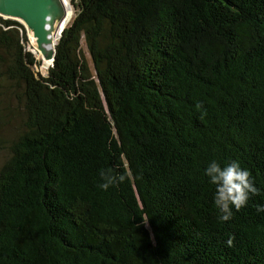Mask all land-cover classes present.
<instances>
[{"label": "trees", "instance_id": "16d2710c", "mask_svg": "<svg viewBox=\"0 0 264 264\" xmlns=\"http://www.w3.org/2000/svg\"><path fill=\"white\" fill-rule=\"evenodd\" d=\"M71 5L46 78L0 17V98L22 110L0 264H264V0ZM212 161H238L260 193L227 222ZM101 170L126 178L104 191Z\"/></svg>", "mask_w": 264, "mask_h": 264}, {"label": "clouds", "instance_id": "9594fccd", "mask_svg": "<svg viewBox=\"0 0 264 264\" xmlns=\"http://www.w3.org/2000/svg\"><path fill=\"white\" fill-rule=\"evenodd\" d=\"M210 184L215 186L214 206L219 211L222 222L232 219L233 210L239 211L246 206L251 196L259 195V189L255 187L251 173L242 169L238 161H233L223 168L212 161L204 172ZM100 179L103 181L99 187L106 191L109 187L118 186L125 180V175L112 174L110 170H101ZM257 212H264V205L257 206ZM231 246L232 239L228 240Z\"/></svg>", "mask_w": 264, "mask_h": 264}, {"label": "water", "instance_id": "95a60500", "mask_svg": "<svg viewBox=\"0 0 264 264\" xmlns=\"http://www.w3.org/2000/svg\"><path fill=\"white\" fill-rule=\"evenodd\" d=\"M72 10H74L73 6ZM0 17L19 22L26 31L32 33L34 39L49 44L51 31L55 28L54 24L62 21L65 14L58 0H0ZM67 26L59 30L56 26L58 40ZM42 43L39 46H42ZM42 56L45 60L53 62L54 49H44Z\"/></svg>", "mask_w": 264, "mask_h": 264}, {"label": "rangeland", "instance_id": "374dc122", "mask_svg": "<svg viewBox=\"0 0 264 264\" xmlns=\"http://www.w3.org/2000/svg\"><path fill=\"white\" fill-rule=\"evenodd\" d=\"M69 3L71 5V0H69ZM72 11H73V15L69 24L71 23L72 19L75 16L74 10ZM25 33L27 34L26 31ZM28 43L26 45V50L30 51ZM52 69L53 66H51V68L47 70L45 73H42L39 69V62L35 58V65L33 66L32 70L37 77H43V78L49 77L52 72ZM21 121H22L21 108L12 99L9 92L5 90L0 98V167L8 156V147L10 142L15 138V136L21 130Z\"/></svg>", "mask_w": 264, "mask_h": 264}, {"label": "bare ground", "instance_id": "6f19581e", "mask_svg": "<svg viewBox=\"0 0 264 264\" xmlns=\"http://www.w3.org/2000/svg\"><path fill=\"white\" fill-rule=\"evenodd\" d=\"M58 4L59 6L62 8L63 13L65 14V18L60 21V22H56L54 31H51V42L48 43H42L41 41H37L36 39H34L32 37V33L30 31H26V37L28 39V44H29V48H30V53H32V55L35 56V58L38 60L39 62V69L42 73H45L47 70H49L51 68V66H53V62L51 60H45L42 56V52L44 49L48 48V49H54L56 44L58 43V34L55 32L56 26L59 29H62L63 27L67 26L72 18L73 15V11H72V7L69 3V0H58ZM11 20V19H10ZM42 43V46H39V44Z\"/></svg>", "mask_w": 264, "mask_h": 264}]
</instances>
